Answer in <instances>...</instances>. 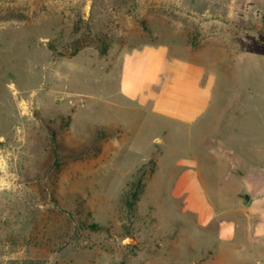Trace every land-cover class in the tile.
I'll list each match as a JSON object with an SVG mask.
<instances>
[{"label": "rangeland", "instance_id": "obj_1", "mask_svg": "<svg viewBox=\"0 0 264 264\" xmlns=\"http://www.w3.org/2000/svg\"><path fill=\"white\" fill-rule=\"evenodd\" d=\"M145 47L204 69L201 117L122 92L124 57ZM215 149L264 174V0H0V264H264V237L221 242L185 199L234 202ZM143 165L129 216L119 197Z\"/></svg>", "mask_w": 264, "mask_h": 264}, {"label": "crops", "instance_id": "obj_2", "mask_svg": "<svg viewBox=\"0 0 264 264\" xmlns=\"http://www.w3.org/2000/svg\"><path fill=\"white\" fill-rule=\"evenodd\" d=\"M122 73V92L139 101L142 108L150 101V112L154 115L192 123L210 107L212 87L208 81H202L204 69L180 60H169L165 48L145 47L127 54L122 61ZM216 124L215 133H218L223 125L222 119ZM231 142L234 144L235 139ZM222 150L215 149L212 153L215 156L224 153L229 159L228 163L222 164L227 170L225 175L234 173L239 177L234 202L227 204L221 200L220 211L216 213L207 203L204 210L193 206L196 198H190L191 194L185 199L194 213L199 211L197 216L201 225L215 223L217 238L221 242L235 243L264 237V174L246 162L238 150H231L234 158L227 150L226 153ZM224 156L219 157L225 160ZM228 167L232 171H228ZM186 174H191L190 170H185L183 176Z\"/></svg>", "mask_w": 264, "mask_h": 264}, {"label": "trees", "instance_id": "obj_3", "mask_svg": "<svg viewBox=\"0 0 264 264\" xmlns=\"http://www.w3.org/2000/svg\"><path fill=\"white\" fill-rule=\"evenodd\" d=\"M51 139V153L53 155V162L51 165L52 168H56L55 173H57L60 170V166L63 164L64 157L61 154L63 151V147L60 141H56V137L54 134L50 135ZM86 153L84 150H71L68 157H73L75 159H78L79 157L85 156ZM144 165L136 170V172L133 174L132 179L127 184L126 189L119 197V205L123 209L124 212H126L127 215L134 214L136 212L137 202L140 198V196L143 194L144 191V180L146 178V173L144 171ZM153 166L150 167V172H152ZM85 221L80 222L81 226H85L88 228H94L97 225L92 222V217L90 213H86L85 215ZM91 222V223H90Z\"/></svg>", "mask_w": 264, "mask_h": 264}]
</instances>
